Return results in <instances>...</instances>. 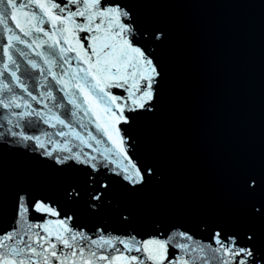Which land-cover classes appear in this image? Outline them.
<instances>
[{"label": "snow or ice", "instance_id": "6c2138e0", "mask_svg": "<svg viewBox=\"0 0 264 264\" xmlns=\"http://www.w3.org/2000/svg\"><path fill=\"white\" fill-rule=\"evenodd\" d=\"M173 6L0 0V264H264V148L164 163Z\"/></svg>", "mask_w": 264, "mask_h": 264}, {"label": "water", "instance_id": "95a60500", "mask_svg": "<svg viewBox=\"0 0 264 264\" xmlns=\"http://www.w3.org/2000/svg\"><path fill=\"white\" fill-rule=\"evenodd\" d=\"M172 3L180 55L160 136L173 179L196 187L264 148V0Z\"/></svg>", "mask_w": 264, "mask_h": 264}]
</instances>
